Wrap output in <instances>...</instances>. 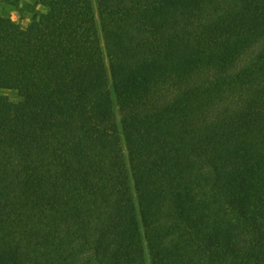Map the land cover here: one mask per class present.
Wrapping results in <instances>:
<instances>
[{
    "label": "trees",
    "instance_id": "trees-1",
    "mask_svg": "<svg viewBox=\"0 0 264 264\" xmlns=\"http://www.w3.org/2000/svg\"><path fill=\"white\" fill-rule=\"evenodd\" d=\"M0 13V264H264V0H44Z\"/></svg>",
    "mask_w": 264,
    "mask_h": 264
},
{
    "label": "rangeland",
    "instance_id": "rangeland-1",
    "mask_svg": "<svg viewBox=\"0 0 264 264\" xmlns=\"http://www.w3.org/2000/svg\"><path fill=\"white\" fill-rule=\"evenodd\" d=\"M44 0H0V13L9 16L12 29L26 27L36 14L45 11L42 4ZM0 94L12 101H18L19 96L15 90L0 88Z\"/></svg>",
    "mask_w": 264,
    "mask_h": 264
}]
</instances>
